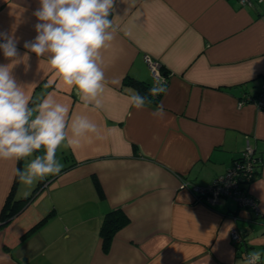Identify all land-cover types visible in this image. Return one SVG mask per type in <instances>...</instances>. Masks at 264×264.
Returning a JSON list of instances; mask_svg holds the SVG:
<instances>
[{"label":"crops","instance_id":"crops-1","mask_svg":"<svg viewBox=\"0 0 264 264\" xmlns=\"http://www.w3.org/2000/svg\"><path fill=\"white\" fill-rule=\"evenodd\" d=\"M39 6L0 0V33L17 40L19 53L10 59L0 50V65H12L29 107L51 94L69 107V120L86 116L97 132L62 145L61 172L31 188L15 170L43 148L23 160L0 159V214L12 188L19 199L40 186L0 220V264H243L251 251L264 264V108L238 101L264 84V0H115V38L101 50L107 83L99 109L63 82L47 55L24 48L37 35ZM146 56L159 62L168 91L137 110L128 80L153 82ZM161 103L165 117L153 118ZM247 140L261 159L247 185L259 215L231 197L209 203L193 189L224 173ZM113 208L127 220L104 251L99 226ZM234 228L241 243L230 239Z\"/></svg>","mask_w":264,"mask_h":264},{"label":"clouds","instance_id":"clouds-1","mask_svg":"<svg viewBox=\"0 0 264 264\" xmlns=\"http://www.w3.org/2000/svg\"><path fill=\"white\" fill-rule=\"evenodd\" d=\"M115 0H39L34 40L26 41L24 48L37 57L47 55V62L63 82L75 88L87 105L102 107L99 97L106 87L102 69L101 50L115 38L116 28L109 19ZM0 50L6 58L19 55L17 40L0 33ZM12 65H0V159L23 160L33 157L15 176L21 184L31 188L49 175L59 174L63 164L56 157L57 150L78 144L79 138L96 133L97 125L86 116L69 120V107L58 103L51 94L35 107H29L30 98L11 74ZM115 82V81H113ZM130 107L142 110L151 105L149 96L166 94L163 80H157L144 96L128 89ZM153 118L166 115L163 104L150 113ZM69 129L71 138H69ZM27 198L30 191L23 192ZM261 252L251 251L243 264H261Z\"/></svg>","mask_w":264,"mask_h":264},{"label":"built area","instance_id":"built-area-1","mask_svg":"<svg viewBox=\"0 0 264 264\" xmlns=\"http://www.w3.org/2000/svg\"><path fill=\"white\" fill-rule=\"evenodd\" d=\"M239 4H251L252 2H260L261 0H237ZM150 70L153 84L157 80L166 82V76L161 72L158 61L145 57ZM239 104L245 102L252 103L257 108H264V84L260 90L253 95H243L238 99ZM260 163V158H254V148L247 140L242 151L226 171L220 175L215 176L212 180L203 187H193L196 191L197 197L204 198L209 203L218 201L221 197L235 198L242 207L250 208L259 215V207L255 198L247 192V185L252 180L255 174V164ZM230 239L235 243L242 242V232L236 228L229 233ZM250 252H246L244 258Z\"/></svg>","mask_w":264,"mask_h":264},{"label":"trees","instance_id":"trees-1","mask_svg":"<svg viewBox=\"0 0 264 264\" xmlns=\"http://www.w3.org/2000/svg\"><path fill=\"white\" fill-rule=\"evenodd\" d=\"M162 70V68H160ZM163 72V70H162ZM166 74V72H164ZM130 84L136 87V91L144 96H149V89L154 85L153 82H146L142 80H138L135 78H130L128 80ZM162 94L152 97L149 96V99L152 100V103H158ZM42 150V149H41ZM40 150V151H41ZM254 158L259 159L260 156L254 151ZM261 162V159H260ZM260 163H256L255 166V173L257 172V168ZM253 178V177H252ZM95 188L100 196H102V190L100 185L98 184L97 180L94 179ZM40 186H35L33 190L30 192V195L27 198L21 197L19 199L13 198V188L10 190L4 205L2 207V211L0 214V220L5 223L6 219L14 214L16 210H18L23 203H27L37 192ZM127 220L126 215L120 208H113L108 210L102 217L100 226H99V235L101 237L102 242V249L106 251L108 249L110 240L113 234L116 232L118 228H120ZM2 223V224H3Z\"/></svg>","mask_w":264,"mask_h":264}]
</instances>
